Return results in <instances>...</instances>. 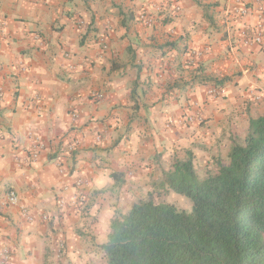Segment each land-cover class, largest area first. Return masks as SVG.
<instances>
[{
    "label": "crops",
    "instance_id": "0c3cea01",
    "mask_svg": "<svg viewBox=\"0 0 264 264\" xmlns=\"http://www.w3.org/2000/svg\"><path fill=\"white\" fill-rule=\"evenodd\" d=\"M255 15L254 0H0V264H107L112 218L172 192L176 160L226 164L264 113V45L240 34Z\"/></svg>",
    "mask_w": 264,
    "mask_h": 264
},
{
    "label": "trees",
    "instance_id": "16d2710c",
    "mask_svg": "<svg viewBox=\"0 0 264 264\" xmlns=\"http://www.w3.org/2000/svg\"><path fill=\"white\" fill-rule=\"evenodd\" d=\"M163 182L191 210L151 194L133 203L110 222L101 246L107 264H264V113L249 119L244 140L214 173L198 177L188 156Z\"/></svg>",
    "mask_w": 264,
    "mask_h": 264
},
{
    "label": "built area",
    "instance_id": "2783aa9c",
    "mask_svg": "<svg viewBox=\"0 0 264 264\" xmlns=\"http://www.w3.org/2000/svg\"><path fill=\"white\" fill-rule=\"evenodd\" d=\"M254 4H255V12H256V21L255 24L253 26H247L242 28L240 34L243 40V43L245 45H251V44H255L258 46L264 45V0H254ZM178 7L177 4H172V10H176ZM158 4L156 2H153L152 4H150L149 6L143 8L139 14H138V18L139 20H141L142 22H144V24L146 25H150L152 23L153 20V15H152V11H156L158 10ZM248 12V6H243L240 7L238 9H236V13L240 16L246 14ZM103 45L105 46V42H102ZM65 56H69L68 53L65 54ZM225 90L224 89H220V88H212L210 90V94L212 95H219V94H224ZM2 96V90L0 88V97ZM94 99H100L103 97V95L101 93H94L91 96ZM70 116L72 117V119H76L78 117L77 112L75 111V109H71L70 110ZM188 121H193V116H188L187 117ZM78 145L76 142H71L68 144V152L72 153L73 151H75L77 149ZM60 171L63 173H67L68 169L66 167H64L63 164L60 165ZM75 185L78 188H82L85 185V182L83 181V179L81 178H76L75 180ZM7 202L10 204H15L17 203V196L15 194L14 191H10L7 194ZM83 202V196L81 194H76L74 195L69 201L65 200L62 197H59L57 199V204L59 207H65L68 203L69 204H73L75 206H80ZM22 213L26 214L27 211L25 208L21 209ZM41 218L43 220H47L48 216L46 214H43L41 216ZM63 250V246L62 243L59 244V249L58 252L61 253ZM10 249L5 246L0 250V263H5L10 259Z\"/></svg>",
    "mask_w": 264,
    "mask_h": 264
},
{
    "label": "rangeland",
    "instance_id": "374dc122",
    "mask_svg": "<svg viewBox=\"0 0 264 264\" xmlns=\"http://www.w3.org/2000/svg\"><path fill=\"white\" fill-rule=\"evenodd\" d=\"M198 177L203 178L201 175H199ZM151 197L155 202L173 203L180 210H191V201L173 192H155L151 194Z\"/></svg>",
    "mask_w": 264,
    "mask_h": 264
}]
</instances>
